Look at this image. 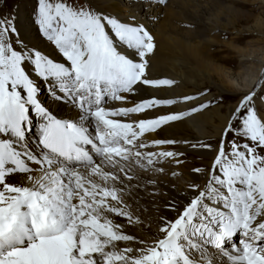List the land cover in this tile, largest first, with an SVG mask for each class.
Listing matches in <instances>:
<instances>
[{"label": "snow or ice", "instance_id": "1", "mask_svg": "<svg viewBox=\"0 0 264 264\" xmlns=\"http://www.w3.org/2000/svg\"><path fill=\"white\" fill-rule=\"evenodd\" d=\"M34 13L60 59L35 45L18 47L14 22L0 19V264H264V113L253 106L256 92L234 109L206 182L191 184L192 195L169 205L174 215L160 218L155 237L142 239L128 229L140 220L118 187L121 173L134 178L124 162L152 165L153 157L181 155L143 153L138 149L177 141L140 138L208 105L122 119L178 102L110 106L143 87L175 83L150 78L157 46L147 27L94 0H36ZM42 84L76 115L61 118L46 107Z\"/></svg>", "mask_w": 264, "mask_h": 264}, {"label": "bare ground", "instance_id": "2", "mask_svg": "<svg viewBox=\"0 0 264 264\" xmlns=\"http://www.w3.org/2000/svg\"><path fill=\"white\" fill-rule=\"evenodd\" d=\"M217 1L221 2V0ZM94 2L100 10L115 14L121 20L144 24L154 36L157 46L154 54L149 57L150 78L175 81L171 87L163 86L159 89L143 87L139 93L129 95L128 101L124 103L111 102L110 106L112 107H131L135 102L148 98L178 101L173 105L155 107L144 113L131 114L122 119L136 121L172 113L190 112L193 108L204 104L205 101L201 100L204 98L199 95L195 100L184 101L183 97L193 96L206 82L211 83L212 81L216 87L223 90L236 88L237 90H245V95L251 93L249 91L250 85L255 81L257 74H251L246 80L244 75H239L240 72L236 74L230 69L216 64V60L211 54V42L216 41L213 36L207 33L187 31L185 30L186 27L184 29L181 28L182 26L180 27V23L182 24L187 20L182 14V9L185 10V13L187 12L183 0H167L165 6H163L165 2L161 3L160 0H151V2L147 0H94ZM25 9L26 6L15 9L17 12L16 14L14 12L12 19H14L19 34L16 35V38L14 37V40L19 41L21 47L35 45L37 49L60 59L56 51L51 48V44L39 35L40 33L36 32ZM131 17H135V20H130ZM230 22L227 25H221V29L234 27V19ZM206 24L213 25V23L205 21L204 25ZM261 26V22L257 21L253 28L260 30ZM262 61L264 62V58ZM41 88L40 99L54 114L61 118H70L76 115L77 110L70 104L54 100L49 95L46 85L42 84ZM255 100L259 102L257 98ZM237 106V104L230 105L226 113H222L219 107L192 112L191 115L185 116L182 120L170 122L156 132L140 138V142L147 144L157 139L177 141L171 145L164 144L138 149L143 153L154 152L158 154L161 151H171L181 154L188 151L191 155L195 154L205 158L206 166L197 168L203 171L196 172L194 171L195 165L187 162L180 155L167 158L153 157L156 161L153 164L154 172L148 170L153 165H147L146 161H138L135 157L124 162L128 175L134 178L128 180L121 173L123 184L118 185V187L124 189L123 198L125 202L134 217H138L140 220V223L135 226L128 225L132 234L142 239L151 240L154 238L161 224L160 218L162 216L170 218L174 215L169 210V205L173 202L183 204L192 195L189 187L191 184L203 185L206 182L220 143H214L211 145L212 148L208 149L203 147L201 141L210 140L216 136L220 139ZM136 150L133 149V151ZM141 164L145 166L141 167ZM176 173L179 175L176 176ZM117 219L126 223L124 218Z\"/></svg>", "mask_w": 264, "mask_h": 264}, {"label": "rangeland", "instance_id": "3", "mask_svg": "<svg viewBox=\"0 0 264 264\" xmlns=\"http://www.w3.org/2000/svg\"><path fill=\"white\" fill-rule=\"evenodd\" d=\"M147 1L151 2V0ZM183 2L187 12L185 13V10L182 9V14L187 20L182 22V24L180 23V27L182 26L181 28L183 29L186 27L185 30L187 31L207 33L213 36L216 41L211 42V54L214 56L216 64L224 66L236 74L240 72L239 75H244L246 80L249 79L251 74H257L255 81L250 85L249 91L251 93L253 91L256 92L252 102L253 106L258 111L264 112V86H258V82L264 78V62L262 61V58H264V0H221L220 3L217 0H183ZM166 4L167 0H165L163 6ZM23 6H26L25 12L31 18L32 26L39 33L38 26L33 23L35 20L34 8L36 0H0V19H11L13 21L14 12L15 14L17 12L15 9L18 7L23 8ZM233 19L234 24H232L234 27L221 29V25H227ZM205 21L213 23V25H204ZM257 21L261 22L262 26L260 30L253 28ZM39 35L42 36V34ZM14 37L16 38V35L12 37L13 41L16 42ZM44 39L46 40V38ZM17 46L21 47L20 43ZM51 48L54 49L52 44ZM202 86L198 89L197 93L193 94L194 97L201 95L204 98L201 100L205 101L204 104L208 105V107L201 109L202 111L219 107L222 113H226L230 105H238L245 96V90L243 89L230 88L229 90H223L220 87H216L212 81L211 83L206 82ZM256 98L259 102H256ZM221 138L219 139L217 136L212 137L210 140L201 141V144L213 145L214 143H220ZM227 139L231 141L233 134L230 133ZM194 155L186 151L181 153L180 157H184L187 162L193 163L195 165L194 169L205 167L206 159L201 158L199 155ZM148 170L154 172V165L153 167H149ZM176 174V176L179 175L178 173Z\"/></svg>", "mask_w": 264, "mask_h": 264}]
</instances>
